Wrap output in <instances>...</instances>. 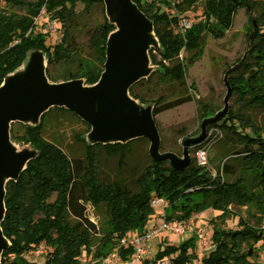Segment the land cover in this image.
Segmentation results:
<instances>
[{"label": "trees", "instance_id": "obj_1", "mask_svg": "<svg viewBox=\"0 0 264 264\" xmlns=\"http://www.w3.org/2000/svg\"><path fill=\"white\" fill-rule=\"evenodd\" d=\"M0 83L34 51L45 56V75L50 82L83 79L95 84L105 63L108 34L115 29L105 15L103 0H0ZM152 23L159 48L150 47L148 57L160 66L156 83L177 85V95L160 94L152 101L151 114L173 109L194 98L193 83L187 85L185 72L203 51V36L221 38L239 7L255 10L250 20L247 47L241 57L227 67L225 85L231 103L222 119L212 126L219 130L229 151L211 169L189 158L181 170L168 160L151 159L133 180L136 189L130 191L122 181H106L101 177L97 161L102 150L107 156L117 155L122 162L133 139L125 142H84L83 156L70 158L57 141L44 137V130L64 115L80 118L64 106H51L35 124L10 122L9 139L29 143L33 156L15 179L4 185V216L0 222L8 245L0 255V264H79L84 251L93 257L106 256L116 248L122 258L130 248L122 249L119 238L130 231L141 230L152 218V196L163 198L167 220H188L206 209L219 212L210 220L211 246L200 257L199 264H262L258 261L255 244L264 241L262 228L250 225L235 211L244 208L257 218L264 217V124L258 123L251 110L264 112V3L252 0H131ZM201 2L200 17L182 32L178 31V16L194 9ZM89 14L99 5L101 21L87 31V50L77 42L73 31L77 7ZM167 10H164L163 7ZM59 22L62 37L58 43L47 44L46 36L36 29L34 19L41 8ZM148 7V8H147ZM185 16V15H184ZM186 56H181V53ZM158 57V58H157ZM57 69L58 74L53 70ZM140 78L128 88V94L139 102L145 98L140 88L148 78ZM88 133L90 126L84 121ZM156 126V125H155ZM209 126V127H212ZM190 144L189 146H196ZM159 151L163 150L159 143ZM173 152V151H171ZM174 153V152H173ZM225 158H227L225 160ZM233 162L236 174L230 180L223 175ZM103 208L105 219L92 220L90 209ZM237 216L236 229L216 223L224 215ZM100 236L92 250L94 236ZM196 236L177 244H164L152 257L141 264H191L197 259ZM47 248L42 263L29 261L28 254L38 244ZM249 250L255 251L249 257Z\"/></svg>", "mask_w": 264, "mask_h": 264}, {"label": "rangeland", "instance_id": "obj_2", "mask_svg": "<svg viewBox=\"0 0 264 264\" xmlns=\"http://www.w3.org/2000/svg\"><path fill=\"white\" fill-rule=\"evenodd\" d=\"M169 1L172 2L174 0ZM252 1L264 3V0ZM4 7V1L0 2V8ZM163 9L167 10L165 6ZM77 12V17L74 21L75 30L73 31V34L79 45L84 50L88 51L86 40L87 31L101 21L102 18L99 5L94 6L89 14L83 13L81 11V6L78 5ZM200 12L201 2L198 1L195 4L194 9L185 12L184 15L191 22H194L200 17ZM255 12V10L248 11L245 7H239L234 12L230 27L224 31V35L221 38L214 39L208 35L202 37V54L191 65L187 66L185 72L186 84L189 85L193 83L194 85L193 91L189 92L194 95L195 99L173 109L158 113L153 117L163 150L173 151L178 157H181L183 140L185 138L199 137L201 134V122L205 119H210L213 121L205 125L200 142L197 143L196 146H188V157L195 159L196 150L200 147H206L208 150V167L206 168H209L214 172L216 166L228 153V145L222 140L219 130L212 125L222 119V117H218V114L223 110L225 105L228 107L231 103V98H229V93L224 82V76L227 67L241 57L247 47V34L251 30L250 20ZM47 16L49 15L47 14ZM45 21L46 17L43 16L39 21L40 24L36 26V29L45 34L47 44H53L55 37L43 28ZM55 21L59 24L57 20ZM178 31H180L179 27ZM151 34L152 40L148 43L147 48L149 49L150 47H153L156 50L159 48V44L153 32H151ZM35 54H40L42 65H46L44 54L40 51H35L29 53L14 71H21L20 69L22 68L25 70L31 61L32 56ZM181 56H186V53L182 52ZM147 70L148 74L144 78H147L151 72L152 74L148 78L147 84L143 85L139 90L141 94L148 99L144 102H139L136 99L135 102L139 112L146 106L152 108V101L150 99H154L160 94H167V97L169 98L177 95L176 84H172V86L169 87L168 84L159 85L156 83L157 77L161 76L162 69L160 66L152 64L149 57ZM53 73L58 74V70L54 69ZM47 81L50 82L48 79ZM79 82L85 88L90 87V85L83 83V79H79ZM250 112L258 123L264 124V112L259 110H251ZM80 120L73 118L71 115H64L61 119L54 120V122L48 125L44 130L43 135L48 140L57 141L59 147L70 158H80L83 156L84 152V142H81L80 140L82 139L85 142L92 141L90 132H85V126ZM38 121L39 118L35 121L28 122L21 120L20 122L35 124ZM10 145L15 153L30 155L35 153L34 147L29 143L10 141ZM148 147L149 141L147 138L140 137L138 139H133L129 144V151L125 154L122 162L117 155L107 156L102 150H100L98 152L97 161L101 177L106 181H122L127 189L134 191L136 189L133 184L134 178L141 171L142 167L148 164L151 160L148 153ZM226 159L227 158H225V160ZM229 163L232 164L233 162ZM236 172L235 164L231 165L229 171H227L223 177L225 180L230 181L235 176ZM163 211V206L157 207L154 210L152 218L148 220L145 227H148L151 224H158ZM235 211H238V213H240L250 225L258 228L264 226V217L261 221H258L256 217L249 214L250 211L247 213L244 208H236ZM89 214L93 220L98 223L102 222L106 216L105 210L101 207L90 209ZM218 214L219 212L214 211L213 209H206L201 213L194 214L192 216L191 229L182 235H175L163 231L161 236L156 238L151 245L148 258L152 257L154 252L164 244H177L193 234L196 236L195 249L197 252V259L193 260L191 264H199L200 257L206 254L209 248L205 249L203 247L198 239V232L201 228L208 227L211 235L212 227L210 220ZM216 223L231 229H236L238 227L237 216L234 214L224 215L217 219ZM99 237L100 236L98 235L94 236L92 250L98 245ZM115 249L116 248H113L107 255L111 254ZM255 251L258 255V261L264 264V241H258L255 244ZM255 251H248L250 258ZM106 256L93 257L92 254H86L83 251L79 258V264H98L99 260ZM44 258V255L36 257L26 254L27 260L35 261L37 263H42Z\"/></svg>", "mask_w": 264, "mask_h": 264}, {"label": "water", "instance_id": "obj_3", "mask_svg": "<svg viewBox=\"0 0 264 264\" xmlns=\"http://www.w3.org/2000/svg\"><path fill=\"white\" fill-rule=\"evenodd\" d=\"M103 4L105 15L115 29L107 36L104 69L95 84L85 88L79 79L48 82L40 54L32 56L22 74L7 75L0 83V175L6 176V181L15 179L33 156L13 151L10 122L21 121L23 115H32L35 121L54 105L64 106L87 123L91 142H125L145 137L151 159L168 160L177 170L189 162L188 146L199 143L205 125L213 121L203 120L200 136L183 140L181 157L171 151H159L160 139L151 108L146 106L139 112L136 99L128 94L129 86L148 74L146 33L153 32L152 23L131 0H103ZM228 72L229 69L224 82ZM226 110L225 105L218 117H223ZM4 185L0 183V222L5 210ZM7 245L0 227V255Z\"/></svg>", "mask_w": 264, "mask_h": 264}, {"label": "built area", "instance_id": "obj_4", "mask_svg": "<svg viewBox=\"0 0 264 264\" xmlns=\"http://www.w3.org/2000/svg\"><path fill=\"white\" fill-rule=\"evenodd\" d=\"M46 17L44 22V29L55 37L54 43H58L62 37V31L60 25L54 20L49 18L42 8L38 16L34 19V23L37 26L42 17ZM178 27L180 32L188 28L191 25V21L184 15L178 16ZM58 24V25H57ZM53 43V44H54ZM195 161L197 164L208 167V150L206 147H200L196 150ZM165 202L160 196H152L150 199V206L156 209L159 206L164 208ZM192 218L188 220H167L163 211L158 224H151L148 227L142 228L141 230L130 231L127 234L119 238V245L122 249L130 248L131 253L126 257L122 258L117 249L111 254L99 260L98 264H141L142 261L148 258L150 254L151 245L154 240L161 236L162 232H169L175 235H182L191 229ZM93 220V218H91ZM198 239L200 240L203 247L210 248L211 246V235L208 227H203L198 232ZM47 248L43 243L38 244L28 254L32 256H41L47 254ZM163 261L162 264H165Z\"/></svg>", "mask_w": 264, "mask_h": 264}, {"label": "bare ground", "instance_id": "obj_5", "mask_svg": "<svg viewBox=\"0 0 264 264\" xmlns=\"http://www.w3.org/2000/svg\"><path fill=\"white\" fill-rule=\"evenodd\" d=\"M111 32H114V31L112 30ZM151 38H152L151 31L148 30L147 33H146V41H147V44L149 43V40H150ZM145 44H146V42H145ZM41 68H42V66H41ZM20 70H21V71L18 70L17 72L14 71V72L8 74L7 77H11L13 74H17V73L22 74V73H23V68L20 69ZM5 82H6V80H4V82H3L2 84H5ZM20 119L23 120V121H28V122H29V121H32V120H33V117H32V115H23ZM109 139L113 140L114 137H110ZM21 165H22V164H21ZM6 179H7L6 176L0 175V183H1V184H4L5 181H6Z\"/></svg>", "mask_w": 264, "mask_h": 264}]
</instances>
